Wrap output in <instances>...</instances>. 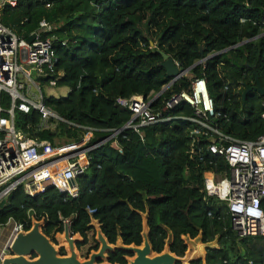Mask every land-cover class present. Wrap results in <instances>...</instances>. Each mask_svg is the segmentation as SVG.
Listing matches in <instances>:
<instances>
[{
  "label": "trees",
  "instance_id": "16d2710c",
  "mask_svg": "<svg viewBox=\"0 0 264 264\" xmlns=\"http://www.w3.org/2000/svg\"><path fill=\"white\" fill-rule=\"evenodd\" d=\"M41 21L51 26L40 39L50 41L57 58L55 88L68 91L63 98H44L45 105L62 121L42 123L41 115L30 110L15 113L14 127L54 145L56 140L77 143L91 133L89 147L99 145L87 153L88 169L75 180L76 197L55 186L34 196L18 187L0 205V224L12 219L28 232L39 223L60 257L68 255L61 246L65 223L76 250L87 245V233L95 230L97 236L98 228L113 247L98 263L128 264L134 254L117 244L140 248L146 224L154 255L167 248L183 259L190 252L188 242L196 240L201 253L186 264H264V237L239 239L225 204L201 192L204 173L221 176L228 165L206 151L200 139L194 146L200 154L189 155L193 125L148 126L141 130V141L124 129L129 112L115 105L117 98L148 97L168 85L160 67L162 52L188 73L161 100L203 78L216 114L212 123L236 140L255 142L264 134V100L248 93L243 101L242 92L256 79L264 87V0H17L14 7L0 5V23L18 37L29 38ZM52 79L40 80L41 85ZM8 104L1 94V108ZM171 114L191 118L192 110L181 104ZM261 206L264 212V201ZM96 236L90 252L98 249Z\"/></svg>",
  "mask_w": 264,
  "mask_h": 264
},
{
  "label": "built area",
  "instance_id": "2783aa9c",
  "mask_svg": "<svg viewBox=\"0 0 264 264\" xmlns=\"http://www.w3.org/2000/svg\"><path fill=\"white\" fill-rule=\"evenodd\" d=\"M16 1L4 0L3 3L14 7ZM50 30L51 26L41 21L39 30L33 33L35 39L28 44L26 39L18 37L12 29L0 23V96L6 94L9 98L7 108L2 109L0 105V205L18 187H22L29 196L39 194L47 187L42 188L40 183H49L62 193L76 197L75 180L88 169L87 153L99 145L97 143L84 150L67 153L68 148L27 137L14 127L15 113L27 114L30 110L41 115L42 123L49 119L62 121L45 105L40 90V80L52 77L46 86L55 88L59 78L55 73L57 58L52 45L50 41L40 39V34ZM173 63L180 68L177 62ZM32 73L36 75V82L32 79ZM187 73L180 75L175 82L185 78ZM175 82L168 83L162 88L163 91L148 97L117 98L115 105L130 114L124 129L133 131L143 141L141 130L145 127L191 123L193 130L189 135L192 138L189 155L200 154V150L196 152L194 149L200 139L206 151L223 158L228 165L227 173L221 176L204 173L201 192L206 198H216L225 204L232 228L239 239L264 237V212L261 206L264 201V134L255 142H242L224 134L214 125L212 119L216 114L213 101L203 78L193 79L188 91L161 100L162 93ZM28 83L30 85L26 86ZM31 86L39 95L31 91ZM181 104L191 108V118L171 114ZM260 118L264 123V113ZM88 134L92 137L91 133ZM114 147L120 152L117 145ZM53 176H57L58 181L51 184ZM71 182H74V186H71ZM25 226L12 219L0 224V264L10 256V246L15 237L25 231Z\"/></svg>",
  "mask_w": 264,
  "mask_h": 264
},
{
  "label": "water",
  "instance_id": "95a60500",
  "mask_svg": "<svg viewBox=\"0 0 264 264\" xmlns=\"http://www.w3.org/2000/svg\"><path fill=\"white\" fill-rule=\"evenodd\" d=\"M261 36H264L261 35ZM35 39V34L26 39L28 44H31ZM223 51L222 53H225ZM162 62L160 67L165 71L166 77L170 79V83L180 76L186 74L187 70L183 68H176L173 60L166 54L159 52ZM200 54L202 50L200 49ZM163 91V90H162ZM248 93H254L258 97L264 100V87H262L259 81L256 79L255 85L246 86L242 92V100L244 101ZM71 186H74V182H71ZM39 223H33L32 228L28 232H20L13 240L10 246V256L5 258L3 264H97L99 261H105L107 253L113 250V247L109 246L106 240L102 237L98 228H96L97 236L96 240L100 247L97 252L90 254L89 259L81 261L78 258L76 248L74 246L75 239L70 236L69 227L64 224L63 241L67 245L68 255L65 257L58 256L56 248L50 243V241L42 234ZM143 244L140 248L130 246L123 247L118 242V248L134 254V258L129 261L128 264H176L177 262L186 263L190 259V255L186 254L185 258L177 259L171 255L166 248L161 254L154 255L152 253L148 238L147 227L144 225L142 233ZM34 255L36 259L29 260L28 256ZM100 264H108L106 262Z\"/></svg>",
  "mask_w": 264,
  "mask_h": 264
},
{
  "label": "rangeland",
  "instance_id": "374dc122",
  "mask_svg": "<svg viewBox=\"0 0 264 264\" xmlns=\"http://www.w3.org/2000/svg\"><path fill=\"white\" fill-rule=\"evenodd\" d=\"M2 0H0L1 3ZM32 79L34 82H36V75L35 73H32ZM20 78V77H19ZM30 84H26V86H29ZM41 90V94L44 98H49V97H54V98H60V97H66L68 91L65 88H53V87H48V86H41L40 88ZM31 91L36 94L39 95L38 91L35 89V87L31 86ZM91 139V136L89 134L85 135L79 142L77 143H69L66 142L64 140H56L55 141V145L60 147V148H68L67 153H73L76 150H84L86 148L89 147V141ZM58 181V177L57 176H53L50 180V183H56ZM42 188H45V186H50L49 183H40ZM96 236V235H95ZM87 238H88V243L85 247H83L80 251L76 250L77 254H78V258L82 261L85 257V253H86V248H88L89 246L92 247L94 246V238L91 237V233H87ZM64 242V241H63ZM61 246H63L66 251H67V245L66 243H63ZM188 248L190 249V252L188 253L190 255V259H192V257H195L196 255H198L199 253H201V247L198 244V241H191L188 242ZM132 259V258H130ZM189 259V260H190ZM187 263V262H186ZM183 263V264H186Z\"/></svg>",
  "mask_w": 264,
  "mask_h": 264
},
{
  "label": "flooded vegetation",
  "instance_id": "af4514ba",
  "mask_svg": "<svg viewBox=\"0 0 264 264\" xmlns=\"http://www.w3.org/2000/svg\"><path fill=\"white\" fill-rule=\"evenodd\" d=\"M99 247H100V245H98L97 251L99 250ZM90 248H91L90 246L87 248L86 253H85V257H84V259L82 261H85V260L89 259L90 254L93 253V252L89 251ZM97 251H95V252H97ZM34 257H35L34 255H30V256L27 257V259L34 260V259H36V257L35 258ZM101 263H103V262H101ZM97 264H100V263L97 262Z\"/></svg>",
  "mask_w": 264,
  "mask_h": 264
},
{
  "label": "crops",
  "instance_id": "0c3cea01",
  "mask_svg": "<svg viewBox=\"0 0 264 264\" xmlns=\"http://www.w3.org/2000/svg\"><path fill=\"white\" fill-rule=\"evenodd\" d=\"M3 2H4V0H2L0 4H2ZM66 90H67V89H66ZM90 233H91V237H93V236L96 235L95 230L90 231ZM84 247H85V246H84ZM82 248H83V247H81L78 251H80ZM86 249H87V248H86Z\"/></svg>",
  "mask_w": 264,
  "mask_h": 264
}]
</instances>
